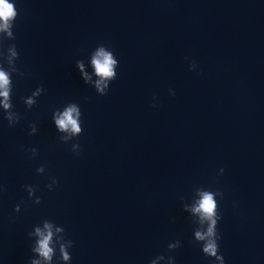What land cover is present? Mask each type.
Listing matches in <instances>:
<instances>
[{"label": "water", "instance_id": "obj_1", "mask_svg": "<svg viewBox=\"0 0 264 264\" xmlns=\"http://www.w3.org/2000/svg\"><path fill=\"white\" fill-rule=\"evenodd\" d=\"M15 7L12 36L0 33L18 118L9 127L0 110V264L38 258L27 234L45 222L72 241L69 264H215L184 210L202 191L218 193L225 264H264V0ZM99 47L117 60L104 95L90 63ZM69 104L80 109L74 136L52 123Z\"/></svg>", "mask_w": 264, "mask_h": 264}, {"label": "clouds", "instance_id": "obj_2", "mask_svg": "<svg viewBox=\"0 0 264 264\" xmlns=\"http://www.w3.org/2000/svg\"><path fill=\"white\" fill-rule=\"evenodd\" d=\"M17 17V9L15 7V0H0V33L7 37L12 36L11 28L13 21ZM16 57L15 49L9 50V64ZM91 67L94 75L98 78L95 82V89L101 95H104L105 89L108 87V81L116 76L117 60L111 51L104 47H99L91 57ZM77 69L80 71L84 82H90L91 77L84 73V65L82 62H77ZM11 73L3 67H0V110L5 113L4 119L7 120L8 126L12 127L18 121L15 113L11 112L12 108L10 93L11 88ZM41 89H37L30 97L24 100V104L29 108L34 105L35 97L39 96ZM80 109L76 104H69L64 110L56 111L52 114V123L56 130L60 133H67L74 136L80 133ZM36 132L35 127H32L31 134ZM67 137H65L66 139ZM35 155V149H30ZM43 171L42 168L37 169V172ZM223 172V169H221ZM57 185V180L54 179L51 185L47 186L48 191H52ZM27 187L28 198L31 199L33 188ZM4 188L0 185V192ZM199 199L195 201L192 207L185 208V211H190L191 214L197 218L200 225L198 230L194 232L193 240L200 245V251L204 257L213 260L215 264H225L223 255L219 254L220 235L217 233V222L221 220V215L217 213V192L202 191L198 193ZM39 203V200L36 201ZM14 212L20 211L19 205L14 209ZM63 232L62 228H54L51 223L45 222L43 227H37L33 232L28 233V239H34L30 251L36 259H30L29 264H69L71 255L69 249L72 247V241L62 242L64 237L60 235ZM55 237V239H54ZM170 250H176L180 247L177 241L175 244H170ZM157 259H163L158 257ZM174 258L169 261L173 264ZM151 264H157L156 260L151 261Z\"/></svg>", "mask_w": 264, "mask_h": 264}]
</instances>
